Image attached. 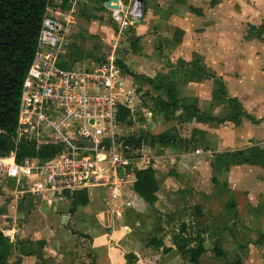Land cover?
Instances as JSON below:
<instances>
[{
    "label": "crops",
    "instance_id": "0c3cea01",
    "mask_svg": "<svg viewBox=\"0 0 264 264\" xmlns=\"http://www.w3.org/2000/svg\"><path fill=\"white\" fill-rule=\"evenodd\" d=\"M106 1L48 0L70 31L59 62L110 51L117 115L127 110L118 129L138 144L112 182L73 191L31 192V178L0 175L9 263L264 264V0H140L124 26ZM147 166L151 202L132 186ZM74 191L87 201L69 213ZM83 238L87 249L75 247Z\"/></svg>",
    "mask_w": 264,
    "mask_h": 264
},
{
    "label": "built area",
    "instance_id": "2783aa9c",
    "mask_svg": "<svg viewBox=\"0 0 264 264\" xmlns=\"http://www.w3.org/2000/svg\"><path fill=\"white\" fill-rule=\"evenodd\" d=\"M110 4H115L110 15L119 25L131 24L141 15L140 0ZM69 34L59 11L46 3L21 81L12 131L14 141L24 138L35 147L56 148L46 157L26 155L20 162L14 160L12 151L0 155V175L31 178V192L50 189L61 193L112 182L118 169L128 163L127 145L118 129L117 66L110 51L102 60L78 67L60 64L58 51ZM0 232L5 235V230Z\"/></svg>",
    "mask_w": 264,
    "mask_h": 264
},
{
    "label": "trees",
    "instance_id": "16d2710c",
    "mask_svg": "<svg viewBox=\"0 0 264 264\" xmlns=\"http://www.w3.org/2000/svg\"><path fill=\"white\" fill-rule=\"evenodd\" d=\"M48 0H0V155H7L13 152L14 160L20 162L26 155H37L46 157L54 151L56 146L39 145L21 138L14 141L13 127L16 123V112L18 96L22 78L31 60L36 42L37 31L44 7ZM126 109L119 110L118 119H124ZM123 143L127 146L137 145L139 138L123 136ZM231 156L240 154V150L230 151ZM132 186L134 190L148 202L154 199L153 191L156 189V180L151 167H142L135 171ZM72 196L70 213L77 202L85 203L87 198L82 192H65ZM149 243L160 245L161 242L150 238ZM11 247L8 241L0 232V264H10L7 255ZM216 254L221 250L213 247ZM167 250V247H163ZM180 250H185L179 246ZM203 250L201 241L188 249L189 259L197 262V256Z\"/></svg>",
    "mask_w": 264,
    "mask_h": 264
},
{
    "label": "rangeland",
    "instance_id": "374dc122",
    "mask_svg": "<svg viewBox=\"0 0 264 264\" xmlns=\"http://www.w3.org/2000/svg\"><path fill=\"white\" fill-rule=\"evenodd\" d=\"M100 193H102V189H100V191H99ZM98 200H100V195L98 196ZM74 233H76V235H77V238H79V234L76 232V231H73ZM79 240H81V241H79V242H77V243H75L74 245H75V247H80V248H86L87 247V238H83V239H79ZM73 245V246H74ZM87 249V248H86ZM88 261V260H87ZM86 261V262H87ZM90 261V260H89ZM89 261H88V263H89ZM202 264H205V262H203Z\"/></svg>",
    "mask_w": 264,
    "mask_h": 264
},
{
    "label": "water",
    "instance_id": "95a60500",
    "mask_svg": "<svg viewBox=\"0 0 264 264\" xmlns=\"http://www.w3.org/2000/svg\"><path fill=\"white\" fill-rule=\"evenodd\" d=\"M109 1H110V0H107L105 4H106L107 6H109V7H115V4H110ZM75 141L78 142V143H79V142H80V143H85V141H83V140H75ZM120 170H121V169H120ZM120 170H119V171H120Z\"/></svg>",
    "mask_w": 264,
    "mask_h": 264
}]
</instances>
